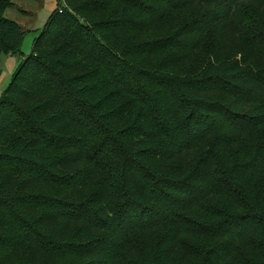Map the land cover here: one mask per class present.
I'll return each instance as SVG.
<instances>
[{
	"label": "trees",
	"instance_id": "trees-1",
	"mask_svg": "<svg viewBox=\"0 0 264 264\" xmlns=\"http://www.w3.org/2000/svg\"><path fill=\"white\" fill-rule=\"evenodd\" d=\"M0 264H264V0H64L0 98Z\"/></svg>",
	"mask_w": 264,
	"mask_h": 264
},
{
	"label": "rangeland",
	"instance_id": "rangeland-1",
	"mask_svg": "<svg viewBox=\"0 0 264 264\" xmlns=\"http://www.w3.org/2000/svg\"><path fill=\"white\" fill-rule=\"evenodd\" d=\"M63 4L62 0H0V12L4 13V17L18 23L26 32L21 54L4 55L0 58V98L21 64L32 54L35 40L43 31L50 16ZM233 24L240 40L252 39L257 34L250 9L245 4L238 5L234 9ZM214 38L213 32L204 40L205 45L202 48L204 58L209 56ZM254 133L257 136L259 131H254ZM130 245L135 244L132 241Z\"/></svg>",
	"mask_w": 264,
	"mask_h": 264
},
{
	"label": "built area",
	"instance_id": "built-area-1",
	"mask_svg": "<svg viewBox=\"0 0 264 264\" xmlns=\"http://www.w3.org/2000/svg\"><path fill=\"white\" fill-rule=\"evenodd\" d=\"M62 2H64V0H62ZM64 5V4H63ZM62 6V5H61ZM60 8V7H59Z\"/></svg>",
	"mask_w": 264,
	"mask_h": 264
}]
</instances>
